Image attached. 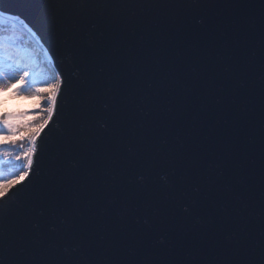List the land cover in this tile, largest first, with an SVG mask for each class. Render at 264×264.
Masks as SVG:
<instances>
[{
	"label": "water",
	"instance_id": "water-1",
	"mask_svg": "<svg viewBox=\"0 0 264 264\" xmlns=\"http://www.w3.org/2000/svg\"><path fill=\"white\" fill-rule=\"evenodd\" d=\"M69 81L0 214V264H264L261 0H0Z\"/></svg>",
	"mask_w": 264,
	"mask_h": 264
},
{
	"label": "snow or ice",
	"instance_id": "snow-or-ice-1",
	"mask_svg": "<svg viewBox=\"0 0 264 264\" xmlns=\"http://www.w3.org/2000/svg\"><path fill=\"white\" fill-rule=\"evenodd\" d=\"M78 2L87 3L88 0ZM261 2L264 3V0ZM22 15L23 13L9 15L7 10H0V137H3L0 139V214L8 200L16 195L11 189L35 174L38 167L35 158L42 152V142L38 143V138L54 116L59 118L57 114L62 109L61 101L69 83L57 68L48 49L40 44V37L33 30L34 26H29L21 18ZM25 36L43 48L47 67H41L33 58ZM25 94L39 98L37 107L26 112L9 111V107L15 106L11 101ZM34 113V118L26 123L18 122ZM24 128L31 131L27 136L21 137V141H27L28 147L22 148L15 157L20 171L11 180H4L2 167L6 163H12L11 160H5V157L10 156L5 149L18 143L8 137L17 135Z\"/></svg>",
	"mask_w": 264,
	"mask_h": 264
},
{
	"label": "rangeland",
	"instance_id": "rangeland-1",
	"mask_svg": "<svg viewBox=\"0 0 264 264\" xmlns=\"http://www.w3.org/2000/svg\"><path fill=\"white\" fill-rule=\"evenodd\" d=\"M38 47L41 50L43 56L41 55V57H40V56H36V55L33 54V58L37 61V63L40 64L41 67H47L45 61L44 62L41 61V59H44L45 60L44 51H43L42 48H40V46H38ZM8 95L9 96H12V93H9ZM38 102H39V98L38 97H30L27 94H25V95H22L20 97L14 98L11 101V103L13 105H15V106L9 107L8 110L11 111V112H26V111H31V110H33V109H35L37 107ZM34 116L35 115L33 114V115H30V116L23 117L18 122L19 123H26L27 121L33 119ZM30 131H31V129L24 128L17 135L8 137V139H10V140H16V141H18V143L5 149V151L10 154V156L5 157V160H12V159L15 160L16 155L19 154V152L21 151V149L22 148L23 149H26L28 147L27 141L26 140L25 141H21V137L22 136H27ZM0 139H3V137H0ZM2 171H4V169ZM4 174H5V172H4ZM3 178H4V175H3Z\"/></svg>",
	"mask_w": 264,
	"mask_h": 264
},
{
	"label": "trees",
	"instance_id": "trees-1",
	"mask_svg": "<svg viewBox=\"0 0 264 264\" xmlns=\"http://www.w3.org/2000/svg\"><path fill=\"white\" fill-rule=\"evenodd\" d=\"M25 40L29 41L28 43V47L29 49L32 51V53L36 56H40L42 55L41 50L38 48V46L36 45V43L33 40H30L29 37L25 36ZM43 56V55H42ZM41 61H45L44 59H41ZM34 115H36V113H34ZM27 144V143H26ZM12 163H6L5 165H3L2 170L4 169V171H2L3 175H4V179L5 180H11L15 175L18 174V172L20 171V169L17 166V162L15 160H11ZM5 172V174H4Z\"/></svg>",
	"mask_w": 264,
	"mask_h": 264
},
{
	"label": "bare ground",
	"instance_id": "bare-ground-1",
	"mask_svg": "<svg viewBox=\"0 0 264 264\" xmlns=\"http://www.w3.org/2000/svg\"><path fill=\"white\" fill-rule=\"evenodd\" d=\"M44 47V46H43Z\"/></svg>",
	"mask_w": 264,
	"mask_h": 264
}]
</instances>
